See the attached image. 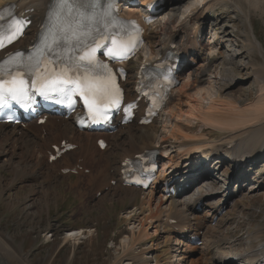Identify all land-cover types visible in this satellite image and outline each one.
Instances as JSON below:
<instances>
[{
	"label": "bare ground",
	"instance_id": "bare-ground-1",
	"mask_svg": "<svg viewBox=\"0 0 264 264\" xmlns=\"http://www.w3.org/2000/svg\"><path fill=\"white\" fill-rule=\"evenodd\" d=\"M185 1L187 0H181L179 4ZM206 1L207 0L200 5L202 9L198 8L197 11H190V17L188 18H191L192 21L189 24L183 20L173 29H179L181 33H176L170 29L175 18L176 8L179 5L175 4L167 7L165 12L159 16V21L154 26L156 29L159 25L161 37L154 36L153 38L154 33L152 32L149 35L145 34V39L147 40L145 56L148 61H156L157 55L165 54L172 45H176L173 53L187 55L189 61L192 63L196 62V66H198L194 68L187 65L184 69L188 78H186V81L178 90L175 89L176 91H173L174 95L172 93L164 112L165 116L169 115V117H172L176 123L172 125L177 128L176 130L170 131L171 133L169 136L162 138L160 143L156 144V146H154L153 139L150 138L149 132L152 128L153 131L155 130L154 125L158 120H155L147 128H138L134 126L132 130L133 126L127 125L123 130L120 129L114 134L107 135L104 133L79 132L70 121L49 117L43 127H37L34 123L24 127H13L12 130H10L9 137L13 140H20L22 145L26 147L25 152H29L32 159H36L35 156L37 155V157H43L45 159L44 164L35 168L38 169L39 174L42 176L44 175L46 179L52 178L53 173L60 175L61 170H72L76 167H81L83 170H90V172L87 176H83L82 172L78 173V177H84L86 185L96 186L94 194L105 190V192H107L101 195L97 203H102L110 193L114 196L119 195L118 198L121 199L123 203L128 202L129 204L137 205L140 200V209L142 210L147 206L150 211L149 217L144 219L145 222H140L142 227L148 221L159 222V220H161L162 225L166 224L167 228L170 229L165 232L166 241L169 244L172 241L175 242L173 246L174 250L170 251V253L173 252L172 264H234L235 262L238 264H264V224L262 227L256 225L255 228H252L245 234L244 246L246 248L243 251H237L232 248L229 234L225 231L229 223H227L226 219L222 220V218L227 215L228 210L225 211L223 216H220L223 211L222 207L224 206L223 208L226 209L229 200L234 198L236 196L235 194H237L234 189L229 192L227 198L225 196H220V193L225 194L228 190L226 187L230 181H228L227 177L231 174L229 169L224 168L223 165L220 167H212L207 169V171L209 170L207 173L201 171L196 177L197 171L191 167L190 171L187 170L186 173L183 174V181L181 184L178 185V182L175 181L179 164L185 162L184 165L188 166L191 155L198 156L196 157L197 162L207 158L211 154H218L219 158L227 157L231 154L241 156L249 155L252 161L250 163V168L240 177L238 175L236 176V173H233V176L231 178L229 177V180L236 181L234 185H237V182L241 183L238 192L240 191V187H245L246 182L256 184V187L252 188L254 192H259L264 189V180L260 178V168L264 166V74L256 72V67H252V75L256 86V96L252 104L238 107V105H235V99H230L229 96L228 99L230 100L226 101L218 98L209 100V104L203 107L202 102L205 99L201 93L202 90H200L203 88L201 87L199 89L198 84H202L200 79L202 74L206 71L205 67L210 66L212 61L210 58L208 59V57H203L202 53L205 50L210 51V49H206L202 44L200 45V42H197L196 35L203 28L205 22L208 21L205 18L207 13L213 12L216 8H229L232 9L233 12L240 11V9L237 10V0ZM258 1L259 0H240L241 3H253L254 9L261 11V4L258 5ZM5 2L13 4L19 13L28 11L27 14L31 16L33 24L32 27L27 30L30 36L20 41L15 47V49H25L30 46V41L36 37L45 14L49 10L50 0H5L0 2V5ZM136 11L137 9H131L129 12L134 14ZM215 19L217 18L215 17L213 20ZM221 20L222 18L220 21L217 20V22H221ZM244 20L245 26L248 29L246 36L249 40L245 51L249 55L248 57H250L254 51L262 52L263 49L259 46L254 33L251 31L249 18ZM227 27L228 26H225L223 28L227 29ZM183 31L185 34L182 35ZM240 55L242 56V54ZM238 56L237 54L228 55L225 57L227 58L225 62L231 64L232 60ZM261 56L264 58L262 54ZM130 63L128 64V68L130 67ZM141 63L142 62H140V64ZM252 66H254V64ZM133 77H127L125 83L126 87L130 84V80ZM223 79L225 78L223 77ZM176 93L178 94L176 95ZM165 113L168 114L166 115ZM182 117H185V122H187V124L191 123V121L199 122L204 128H210L220 132L225 131L227 133L222 138H212V141H193L171 144L170 146L171 148L173 147L174 150L170 153L165 145L168 144L169 140L178 136V133L182 129L179 128V126H182L180 125V121L183 119ZM9 128L10 127L0 125V137L6 135V131L7 129L9 130ZM187 129L189 130L188 127ZM98 139L104 140L107 143V147L104 151L98 149L96 145ZM185 139H188V136H185ZM61 142H66L76 148L66 153L55 163L51 165L48 164L47 160L51 153V146H60ZM6 145L10 149H16V145L12 147L8 141H6ZM30 146H33V148ZM110 146H114V161L112 163L109 162L108 156L106 155ZM228 147H233L232 152L227 153ZM145 151H159V157L165 158V162H162L163 169L156 183L159 187L156 186L155 189H149L147 192H140L132 187H122L120 182L121 164L127 159H133L135 156ZM175 157H177V160H174ZM165 164H167L166 167H164ZM222 164H224V162ZM225 165L228 166V163H225ZM229 165L232 166V163H229ZM111 166L114 169L113 171H111ZM217 175L220 176L216 179ZM214 180L224 183L223 192H220V189L216 190L220 183H216ZM78 181L80 183V178ZM111 182H114L115 185L110 186ZM168 183L169 188L172 187L175 190L180 189L179 192L177 190V196H168L166 193H163ZM192 186L196 187L193 197L190 198L189 194L186 192ZM70 187L71 190L73 188L78 191L81 190L77 183ZM213 190L216 191V193L211 192ZM81 194L79 196H81ZM156 196H158V203L155 205L154 211H152L150 210V205L154 202ZM182 197L184 201L181 200V202L180 199ZM224 198H226V200ZM202 210L205 213L201 212ZM230 210L235 211L232 207ZM219 219L220 221L218 223ZM214 221H216L217 225L215 224L214 228L211 227L209 230L208 227H210ZM172 222L173 224H171ZM167 228L165 226V229ZM144 231L145 234L143 235L147 236V230L143 229V232ZM221 231L224 232L221 233ZM71 232L73 233L67 235L69 239L75 238L81 234V232ZM156 232L157 230L154 231V233ZM214 235L217 236L213 237ZM191 238H198L199 241L202 242V248L200 250L201 259L198 257L189 258L191 254L198 252L196 246L190 244ZM13 245V241H11L9 237L0 235V261L2 264H14L15 257L12 251ZM149 253V249L142 251L138 258L142 259L143 256ZM177 253L179 255H177Z\"/></svg>",
	"mask_w": 264,
	"mask_h": 264
},
{
	"label": "rangeland",
	"instance_id": "rangeland-1",
	"mask_svg": "<svg viewBox=\"0 0 264 264\" xmlns=\"http://www.w3.org/2000/svg\"><path fill=\"white\" fill-rule=\"evenodd\" d=\"M204 1L187 0L178 5L170 29L176 28L183 20L189 24L192 21L191 18H188L190 11L202 9L200 5ZM236 2L239 5H236L237 10L240 9L239 12H233L229 8H216L205 16L208 21L203 26L201 43L210 51L205 50L203 57L210 58L212 64L205 67L206 71L200 79L202 84H198L199 89L203 88L200 89L205 99L202 102L203 107L209 104V100L217 98L225 101L235 99V105L238 107L252 104L256 96L252 67H256V72L264 74V58L261 56V54L264 56V0L257 2L258 5L261 4V11L254 9L253 3H241L240 0ZM215 17L217 19L213 20ZM221 18L222 20L219 22ZM248 18L251 31L263 49L262 52L254 51L250 57L245 51L249 40L246 36L248 29L244 19ZM211 20L213 21L209 22ZM217 20L219 21L217 22ZM225 26H228L227 29L223 28ZM173 31L178 33L179 29ZM151 32L154 33L153 38L154 36L161 37L159 25L156 29L155 27L150 29L147 34L149 35ZM234 54L239 56L235 57L231 64H227L225 57ZM140 62L141 59L137 62L132 61L130 75L134 74ZM253 64L254 66H252ZM197 67L194 66V68ZM187 76V74L184 75L176 90L186 81ZM223 77L227 79L225 80ZM229 96L230 99H228ZM174 123L169 115H163L158 119L154 125L155 130L153 131L152 128L149 132L154 146L160 143L162 138L168 137L170 131L176 130L177 127L172 125ZM186 124L184 117L180 121V125H182L179 126L180 129L182 128L180 134L178 133L177 137L169 140L165 145L170 153L174 150L173 147L171 148V144L212 141V138L219 139L227 133L204 128L199 122L191 121L187 124L188 126ZM132 126L133 130L134 125ZM6 127L10 128L7 129L6 135L0 137V235L7 236L13 241L14 264H172L173 252L170 253V251L174 250L175 242L172 241L169 244L166 241L165 232L170 229L164 224L167 228L165 229L161 220L159 222L148 221L142 227L140 222H145L144 219L149 217L150 211L147 206L140 209V200L137 205L123 203L118 198L119 195L114 196L110 193L99 204L97 200L102 194L107 193L106 190L94 194L96 186L86 185L84 177L53 173L52 178L46 179L35 168L44 164L45 159L37 157L38 155L35 156L37 160L32 159L30 153L25 152L26 147L20 140L10 139L9 133L13 127L10 125ZM185 136H188V139H185ZM6 141L10 142L12 147L16 145V149H10L6 145ZM30 147L33 148V146ZM113 149L114 146H110L106 154L111 163L114 161ZM174 160H177V157ZM161 162H165V159L159 158L158 173L163 169ZM166 166L167 164L164 165V167ZM111 168L113 171L112 166ZM224 168L230 170L229 165H224ZM78 171L82 172L83 176H87L90 172V170H83L81 167ZM260 175V178L264 180V166L260 168ZM219 176L217 175L216 179ZM79 178L82 181L80 183ZM181 178L182 176L178 178L179 182H181ZM214 182L216 181L214 180ZM218 182L220 184L216 190L220 189V192H223L224 183L221 181L216 183ZM76 183L80 187V191L74 188L70 189V186ZM235 183L236 181L231 182L230 188L238 187L237 190H239L241 183L238 182L237 186L234 185ZM110 186H114V184L110 183ZM253 187H256V184L250 182H246L244 188L240 187L236 196L227 203V215L222 218L229 223L225 231L229 234L232 248L237 251H243L246 248L244 246L245 234L256 225L262 227L264 224V189L254 192ZM194 192L195 189L192 187L186 193L191 198ZM211 192L216 193L214 190ZM80 194L81 196H79ZM220 194L221 197L226 196V193ZM157 198L158 196L150 205L152 211L158 203ZM181 200L184 201L183 197ZM231 207L235 211H231ZM201 212L205 213L203 210ZM219 221L220 219L218 223ZM214 225L215 223H212L210 227L205 226L210 230L211 227L214 228ZM143 229L147 230V236L143 235L145 234ZM155 230H157L156 233H154ZM71 231L81 232V234L69 239L67 235L73 233ZM201 243L196 246L198 252L191 254L189 258L198 257L201 259ZM147 249L150 250V253L139 259V254ZM177 255L179 254L177 253ZM0 264H2L1 261Z\"/></svg>",
	"mask_w": 264,
	"mask_h": 264
},
{
	"label": "snow or ice",
	"instance_id": "snow-or-ice-1",
	"mask_svg": "<svg viewBox=\"0 0 264 264\" xmlns=\"http://www.w3.org/2000/svg\"><path fill=\"white\" fill-rule=\"evenodd\" d=\"M114 9L115 0H50L34 52L27 58L16 52L0 61V110L29 106L33 93L68 107L78 96L92 123L107 121L109 111L119 107L121 94L112 69L97 59V50L106 48L103 55L122 60L140 43L139 29L134 28L135 35L129 32ZM25 26L9 9H0V49ZM101 40H110V46Z\"/></svg>",
	"mask_w": 264,
	"mask_h": 264
}]
</instances>
